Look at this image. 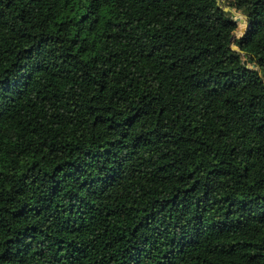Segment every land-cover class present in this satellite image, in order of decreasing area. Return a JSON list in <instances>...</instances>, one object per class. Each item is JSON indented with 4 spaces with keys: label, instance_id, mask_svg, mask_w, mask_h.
I'll list each match as a JSON object with an SVG mask.
<instances>
[{
    "label": "trees",
    "instance_id": "obj_1",
    "mask_svg": "<svg viewBox=\"0 0 264 264\" xmlns=\"http://www.w3.org/2000/svg\"><path fill=\"white\" fill-rule=\"evenodd\" d=\"M0 0V264H264V0Z\"/></svg>",
    "mask_w": 264,
    "mask_h": 264
},
{
    "label": "water",
    "instance_id": "obj_2",
    "mask_svg": "<svg viewBox=\"0 0 264 264\" xmlns=\"http://www.w3.org/2000/svg\"><path fill=\"white\" fill-rule=\"evenodd\" d=\"M226 12H230V11H232L230 8H225L224 9ZM233 13V15L235 16L234 17V21H235V23H236V25L238 26V27H240V25H242L243 23H246V27L242 30V33H241V37H240V39L248 32V29H249V25H248V20H247V17L246 16H244L243 14H241L238 10H234V12H232ZM240 31V28H239V30L237 31V32H239ZM236 31L233 33V36H232V38H231V42H232V44L236 41V39H235V36H236V33H237ZM231 48H232V50L233 51H235V52H237L239 55H243L244 57H246L247 59H244L243 60V63L244 64H249V66H248V68L249 69H251V70H256V71H258V72H260V67H259V65H258V67H251L250 65L251 64H253V60L252 59H250L249 57H251V58H255L254 56H252V55H248V54H246V53H244V52H242L238 47H236V46H231Z\"/></svg>",
    "mask_w": 264,
    "mask_h": 264
},
{
    "label": "rangeland",
    "instance_id": "obj_3",
    "mask_svg": "<svg viewBox=\"0 0 264 264\" xmlns=\"http://www.w3.org/2000/svg\"><path fill=\"white\" fill-rule=\"evenodd\" d=\"M231 0H219V3H220V5L222 6V7H224V8H230L229 7V2H230ZM231 13L232 12H234L233 10L232 11H230ZM232 15H233V13H232ZM234 16V15H233ZM235 17V16H234ZM239 28H241V25H240V27H238L237 28V30H236V32L239 30ZM242 36V35H241ZM241 36H239L238 37V39H240V37ZM237 39V40H238ZM237 40L232 44L233 46H236V42H237ZM237 47V46H236Z\"/></svg>",
    "mask_w": 264,
    "mask_h": 264
}]
</instances>
